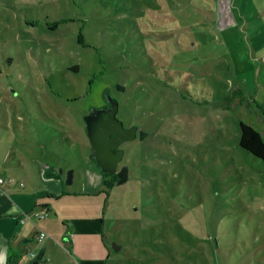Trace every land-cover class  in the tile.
I'll return each mask as SVG.
<instances>
[{
  "label": "rangeland",
  "instance_id": "obj_1",
  "mask_svg": "<svg viewBox=\"0 0 264 264\" xmlns=\"http://www.w3.org/2000/svg\"><path fill=\"white\" fill-rule=\"evenodd\" d=\"M166 3L0 0V172L34 193L45 165L65 179L21 253L36 264H264V163L239 147L242 121L264 136V0ZM109 98L149 133L147 190L138 141L123 185L93 161L85 117Z\"/></svg>",
  "mask_w": 264,
  "mask_h": 264
},
{
  "label": "crops",
  "instance_id": "obj_2",
  "mask_svg": "<svg viewBox=\"0 0 264 264\" xmlns=\"http://www.w3.org/2000/svg\"><path fill=\"white\" fill-rule=\"evenodd\" d=\"M221 23L222 21H219L218 25L221 26ZM46 167L49 169V174L44 169L40 173L48 175L46 176L48 177L46 183L49 188L48 191L56 193L61 189L65 179L56 172L55 168H51L49 165H45V169ZM2 176L5 179H11L7 178L8 176ZM84 176L86 182L91 181L94 184L99 179L102 180L98 171L91 168L86 169ZM15 181L7 182L0 187V244L6 243V249L3 250L0 263L6 264L11 254L16 252L22 256V264H36V260L39 259L35 258V260L29 256L23 257L21 253H25L27 246L33 241L32 235L34 231H36L35 235H37L43 229V225L39 221L31 219V214H28L27 217L25 213H32L34 210H39L41 206L48 205L49 213L51 214L50 204L40 201L48 191L40 193L36 189L37 193H34L27 188L25 183H21L24 186H18L15 185Z\"/></svg>",
  "mask_w": 264,
  "mask_h": 264
},
{
  "label": "water",
  "instance_id": "obj_3",
  "mask_svg": "<svg viewBox=\"0 0 264 264\" xmlns=\"http://www.w3.org/2000/svg\"><path fill=\"white\" fill-rule=\"evenodd\" d=\"M108 101L110 109H93L85 117L94 159L104 174L115 173L118 164L123 160L124 150L115 152V149L137 138V128H126L118 118L119 102L113 98ZM117 175V186L127 183L130 179L129 167L123 166Z\"/></svg>",
  "mask_w": 264,
  "mask_h": 264
},
{
  "label": "trees",
  "instance_id": "obj_4",
  "mask_svg": "<svg viewBox=\"0 0 264 264\" xmlns=\"http://www.w3.org/2000/svg\"><path fill=\"white\" fill-rule=\"evenodd\" d=\"M154 8H159L160 10H163L161 7L153 6ZM166 11L169 10V8L175 7L174 4H172V0H168V3H166ZM178 23V22H177ZM61 23H55L52 25H49L51 29L57 28L58 25ZM154 27V24H153ZM155 28V27H154ZM190 34V33H189ZM178 37V36H177ZM84 37L81 34L79 37V42L80 44H83ZM178 44L183 47L187 48L186 44L184 45L183 43H179V38H178ZM189 48V47H188ZM73 70H77V68L73 67ZM120 89H123L121 86L119 87ZM140 136L136 138L135 141H138L139 143L136 144L137 148L135 149V152L139 154V159H137L136 166L140 169L139 173H134L133 178L134 181L139 184V182L143 183V190L149 189L148 182L155 181L154 179H151V172H157L155 170L156 167L150 168L147 163H146V154L149 152L146 151V145L144 144L145 141L149 137V133H147L143 129H139ZM240 142H239V147L254 157L260 159L264 163V136L262 135L261 131L258 130L254 125L249 124L245 121H242L240 123ZM146 151V152H145ZM155 155H161L160 153H156ZM94 157V155H93ZM95 162V159L93 160ZM135 161V162H136ZM96 163V162H95ZM100 169V167H98ZM158 168V167H157ZM101 171V169H100ZM102 173V172H101ZM103 175V183L105 186L109 188H115L117 187V182H118V176L115 173H102ZM132 175V174H131ZM131 178L129 179V181ZM152 188V187H151ZM150 188V189H151ZM154 189H158L157 186L153 187ZM40 209H47L49 211L48 205L41 206ZM22 256L16 252H13L11 256L8 259L7 264H22L21 263Z\"/></svg>",
  "mask_w": 264,
  "mask_h": 264
},
{
  "label": "built area",
  "instance_id": "obj_5",
  "mask_svg": "<svg viewBox=\"0 0 264 264\" xmlns=\"http://www.w3.org/2000/svg\"><path fill=\"white\" fill-rule=\"evenodd\" d=\"M14 180L13 179H9V181L7 179H5L1 174H0V187L2 185H4L5 183L7 182H13ZM21 186H24L23 184H20ZM27 217H28V214H26ZM50 216V213L47 209H39V210H36L33 212L32 215H30L31 219H34V220H37V221H42V220H45L47 217ZM48 237V234L43 231V230H40L39 233L37 234V239L38 240H45L47 239ZM31 258H36L34 255L31 256Z\"/></svg>",
  "mask_w": 264,
  "mask_h": 264
},
{
  "label": "flooded vegetation",
  "instance_id": "obj_6",
  "mask_svg": "<svg viewBox=\"0 0 264 264\" xmlns=\"http://www.w3.org/2000/svg\"><path fill=\"white\" fill-rule=\"evenodd\" d=\"M111 108V105H110V103H109V101H106V103L104 104V105H102L101 106V109H110ZM88 114H89V112H88ZM126 128H132V127H127V126H125ZM140 136V133H139V129L137 128V137H139ZM124 148H123V144L121 145V146H119L118 148H116L115 149V152H119L120 150H123ZM122 163V161L118 164V166H117V171L115 172V174L117 175L118 174V172L122 169V167H123V165L121 164ZM118 176V175H117Z\"/></svg>",
  "mask_w": 264,
  "mask_h": 264
}]
</instances>
